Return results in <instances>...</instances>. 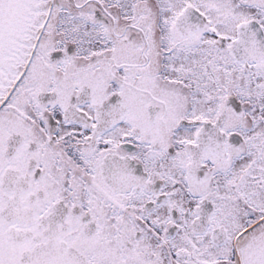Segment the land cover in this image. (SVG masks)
<instances>
[{"label": "snow or ice", "instance_id": "1", "mask_svg": "<svg viewBox=\"0 0 264 264\" xmlns=\"http://www.w3.org/2000/svg\"><path fill=\"white\" fill-rule=\"evenodd\" d=\"M0 264H264V0H0Z\"/></svg>", "mask_w": 264, "mask_h": 264}]
</instances>
